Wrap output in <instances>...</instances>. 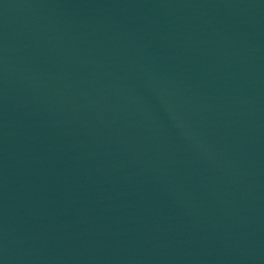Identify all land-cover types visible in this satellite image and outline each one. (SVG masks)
<instances>
[{
	"label": "water",
	"instance_id": "obj_1",
	"mask_svg": "<svg viewBox=\"0 0 264 264\" xmlns=\"http://www.w3.org/2000/svg\"><path fill=\"white\" fill-rule=\"evenodd\" d=\"M0 264H264V0H0Z\"/></svg>",
	"mask_w": 264,
	"mask_h": 264
}]
</instances>
